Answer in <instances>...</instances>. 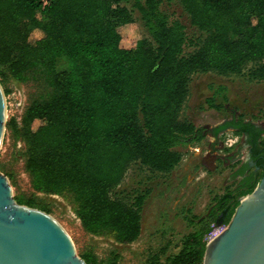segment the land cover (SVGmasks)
<instances>
[{"label":"trees","instance_id":"16d2710c","mask_svg":"<svg viewBox=\"0 0 264 264\" xmlns=\"http://www.w3.org/2000/svg\"><path fill=\"white\" fill-rule=\"evenodd\" d=\"M179 2L201 36L189 35L164 0H0L1 81L6 73L24 79L39 68L51 89L29 104L21 128L13 118L7 122L24 143L33 189L30 197L15 196L18 203L50 213L36 193H68L85 231L112 233L121 244L138 240L151 188L120 186L134 165L151 175L171 173L184 149L206 138L204 127L182 117L192 76L246 74L264 81V0ZM135 10L148 35L139 32ZM208 103L221 107L213 98ZM229 127L247 134L254 163L235 175H251L213 198L205 217L193 216L196 228L177 254L163 262L160 250L146 264H203L211 226L229 224L236 193L250 194L264 175L263 130L233 119L214 134ZM80 256L101 264L90 252Z\"/></svg>","mask_w":264,"mask_h":264},{"label":"rangeland","instance_id":"374dc122","mask_svg":"<svg viewBox=\"0 0 264 264\" xmlns=\"http://www.w3.org/2000/svg\"><path fill=\"white\" fill-rule=\"evenodd\" d=\"M163 4L165 9L186 26L189 35H202L191 25L179 0H164ZM121 5L132 6L131 2L125 1ZM112 6L116 7L114 4ZM134 16L139 32L148 35L138 11L135 10ZM192 49L190 47L188 51ZM64 66L63 60L57 63L59 69ZM250 67L251 64L244 71L247 72ZM1 70L3 71L2 68ZM0 83L7 104L6 129L0 149V172L8 175L6 176L13 188L14 197H30L33 191L24 167L25 146L17 133L9 129L7 122L13 118L18 128H21L29 104L51 93V89L47 75L39 68H33L24 79H17L6 73L3 82L0 78ZM211 98L221 107L211 108L208 103ZM182 116L206 129L207 136L203 142L184 149L182 162L171 173L151 175L136 165L128 172L121 185V189L151 188L142 212V233L137 241L121 244L114 239L112 233L92 235L85 231L74 212L72 196L68 193L63 196L36 194L40 198L38 201L49 207V214L67 230L79 256L90 252L101 264H111L114 261L116 264H146L147 259L160 250H163V253H159L163 262L167 256L177 254L182 247L183 237L196 228L189 222L193 216L205 217L207 210L216 203L214 196L218 199L225 192L226 186L235 190L237 180L231 184L228 183V178H233L239 162L234 161V151L230 149H224L220 153L218 143L214 142V130L233 119H242L264 131V81H251L246 74L196 73L192 76ZM237 135L229 127L215 138L222 141L238 139L242 144L241 135ZM242 151L247 153L245 148ZM215 152L227 156L225 163L217 158ZM243 196L245 195L236 193L238 205ZM206 240L208 243L209 234ZM116 254L119 257L116 258Z\"/></svg>","mask_w":264,"mask_h":264},{"label":"water","instance_id":"95a60500","mask_svg":"<svg viewBox=\"0 0 264 264\" xmlns=\"http://www.w3.org/2000/svg\"><path fill=\"white\" fill-rule=\"evenodd\" d=\"M7 104L0 83V149ZM0 264H87L67 230L49 213L20 204L0 172ZM203 264H264V175L240 199L231 221L206 245Z\"/></svg>","mask_w":264,"mask_h":264},{"label":"flooded vegetation","instance_id":"af4514ba","mask_svg":"<svg viewBox=\"0 0 264 264\" xmlns=\"http://www.w3.org/2000/svg\"><path fill=\"white\" fill-rule=\"evenodd\" d=\"M257 128H259L258 126H256ZM231 128V127H230ZM234 129V128H233ZM261 129V128H260ZM225 130V129H224ZM223 130V131H224ZM235 130V129H234ZM263 130V129H262ZM223 131L219 132L217 135L214 134V136H218L220 133H222ZM263 137H264V131L259 139L260 143L263 142ZM241 138H242V144H240V142H238L236 144V146H234V148H232L231 150L234 151L233 152V155H235V158H234V161L235 162H239L238 165H237V168L235 169V172L233 174V177L235 176V173L245 164H249L250 166H253V160H252V155H251V148H250V145L249 143L247 142V139H248V136L247 134H241ZM243 148H245L247 150V153L244 154V152L242 151ZM223 152L220 151V153ZM218 159H220L222 162L225 160V156L224 154H217L216 155ZM216 159V158H215ZM217 160V159H216ZM225 163V161H224ZM252 171V170H251ZM251 171H246V173L242 174V175H237L239 177V181L237 182V186L238 184L242 181V180H245L246 178L249 177V175H251ZM260 172V169L259 168H255L253 170V172ZM235 176V177H237ZM227 188L229 186H226Z\"/></svg>","mask_w":264,"mask_h":264},{"label":"built area","instance_id":"2783aa9c","mask_svg":"<svg viewBox=\"0 0 264 264\" xmlns=\"http://www.w3.org/2000/svg\"><path fill=\"white\" fill-rule=\"evenodd\" d=\"M186 104V103H185ZM185 106V105H184ZM184 108V107H183ZM182 112H183V110H182ZM183 117V116H182ZM184 118V117H183ZM239 135V134H238ZM237 135V136H238ZM215 137H217V136H214V142L216 141L217 143H218V149H219V151H222V150H224V149H232V148H234V146H236V144L238 143V139H236V140H232V139H225L224 141H222V140H219L220 138H218V139H216ZM219 140V141H218ZM203 142V141H202ZM201 142V143H202ZM221 142H222V144H221ZM201 143H199V144H201ZM196 145H198V144H196ZM196 145H194V146H196ZM217 153L218 152H215V154L217 155ZM184 157V156H183ZM183 160V159H182ZM182 162V161H181ZM180 165V164H179ZM134 166H136V165H134ZM133 166V167H134ZM138 166V165H137ZM132 167V168H133ZM131 168V169H132ZM138 168H139V166H138ZM130 169V170H131ZM129 170V171H130ZM128 171V172H129ZM128 174V173H127ZM127 176V175H126ZM235 176H237V175H235ZM229 177L228 178V183H234L236 180H237V182L239 181V177L237 176V177ZM126 178V177H125ZM123 183V182H122ZM30 185H31V183H30ZM122 185V184H121ZM140 186V185H139ZM120 188H121V186H120ZM226 188L227 187H225L224 189L226 190ZM230 188V187H229ZM32 191H33V189H32ZM37 195H42L41 193H36ZM224 194V193H223ZM222 194V195H223ZM216 196H214V198H215ZM243 198V197H242ZM227 227V225H225V224H213L212 225V230H211V232H210V234H209V240H211L213 237H215V236H217L220 232H222L225 228ZM141 233H142V231H141Z\"/></svg>","mask_w":264,"mask_h":264},{"label":"clouds","instance_id":"9594fccd","mask_svg":"<svg viewBox=\"0 0 264 264\" xmlns=\"http://www.w3.org/2000/svg\"><path fill=\"white\" fill-rule=\"evenodd\" d=\"M197 151H199V149H197Z\"/></svg>","mask_w":264,"mask_h":264},{"label":"bare ground","instance_id":"6f19581e","mask_svg":"<svg viewBox=\"0 0 264 264\" xmlns=\"http://www.w3.org/2000/svg\"><path fill=\"white\" fill-rule=\"evenodd\" d=\"M244 197V196H243Z\"/></svg>","mask_w":264,"mask_h":264}]
</instances>
